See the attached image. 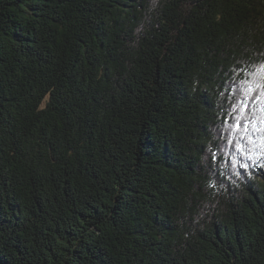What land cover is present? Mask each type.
<instances>
[{
	"label": "trees",
	"instance_id": "trees-1",
	"mask_svg": "<svg viewBox=\"0 0 264 264\" xmlns=\"http://www.w3.org/2000/svg\"><path fill=\"white\" fill-rule=\"evenodd\" d=\"M261 109L264 0H0V264H264Z\"/></svg>",
	"mask_w": 264,
	"mask_h": 264
},
{
	"label": "snow or ice",
	"instance_id": "snow-or-ice-1",
	"mask_svg": "<svg viewBox=\"0 0 264 264\" xmlns=\"http://www.w3.org/2000/svg\"><path fill=\"white\" fill-rule=\"evenodd\" d=\"M256 98L258 99L259 97H256ZM261 110L264 111V109H261ZM249 123H250V122H249ZM236 126H237V128H240V127H241V126L239 125V123H238ZM244 130H245V132L248 131L247 126L244 127ZM252 131H253V132H260V131H262V130H261L260 128H258V127L253 126ZM249 139L252 140L251 135H249ZM252 142L255 143L254 140H252ZM261 144L264 145V139L261 140Z\"/></svg>",
	"mask_w": 264,
	"mask_h": 264
}]
</instances>
